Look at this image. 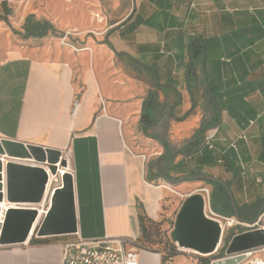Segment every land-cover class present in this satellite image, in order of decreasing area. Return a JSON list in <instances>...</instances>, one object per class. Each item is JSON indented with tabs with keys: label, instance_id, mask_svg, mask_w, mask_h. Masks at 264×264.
Segmentation results:
<instances>
[{
	"label": "crops",
	"instance_id": "crops-1",
	"mask_svg": "<svg viewBox=\"0 0 264 264\" xmlns=\"http://www.w3.org/2000/svg\"><path fill=\"white\" fill-rule=\"evenodd\" d=\"M104 1L47 0L48 15L40 8L43 16L34 17L54 30L30 37L36 43L26 48L0 19V138L67 157L63 168H72L83 238L138 241L139 215L157 220L162 214L169 193L164 185L184 197L169 213L207 190L208 215L212 185L210 191L203 186L201 174L227 183L246 215L240 221L256 220L264 213V0H107L110 11ZM157 86L160 100L168 89L180 93L168 141L182 146L205 120L210 155L193 151L161 164L165 146L146 136L140 123L143 100ZM8 158L0 155L3 212L32 206L6 201ZM51 177L41 218L57 187ZM32 235L37 240L29 242ZM29 236L1 244L0 264H60L59 241L69 236H37L36 230ZM139 264H160V253L140 250Z\"/></svg>",
	"mask_w": 264,
	"mask_h": 264
},
{
	"label": "water",
	"instance_id": "water-1",
	"mask_svg": "<svg viewBox=\"0 0 264 264\" xmlns=\"http://www.w3.org/2000/svg\"><path fill=\"white\" fill-rule=\"evenodd\" d=\"M0 155L33 159L37 162L28 164L8 158L5 164V198L14 203H39L48 181V173L42 164H46L55 174L57 168L54 164L59 160L61 151L0 138ZM1 171L0 162V173ZM199 177L216 180L225 186L234 217L239 220L235 200L227 183L212 175L201 174ZM1 180L0 174V200L4 197ZM29 207L11 208L5 213L4 222L0 227V244L27 241L32 224L37 217V211ZM204 210L205 201L201 194L187 196L177 212L171 235L179 246L212 254L219 243L220 226L216 220L208 217ZM35 230L37 236L64 235L77 231L71 173L68 172L62 176V183L50 196L49 207L39 226L34 227L33 231ZM263 243L262 229L235 233L224 249V256L210 260L209 264H239L246 257V254L241 253L242 251Z\"/></svg>",
	"mask_w": 264,
	"mask_h": 264
},
{
	"label": "trees",
	"instance_id": "trees-1",
	"mask_svg": "<svg viewBox=\"0 0 264 264\" xmlns=\"http://www.w3.org/2000/svg\"><path fill=\"white\" fill-rule=\"evenodd\" d=\"M0 19H6V13L0 16ZM22 29V36L24 38H27L44 36L49 31H53L54 27L48 20L36 19L33 14H28L24 19ZM159 90H161V87L157 86V88L150 90L147 96L144 98L140 123L143 133L146 136L158 139L165 146V152L160 156H165L161 159V164L163 162V165L166 164V166L168 167L175 156L179 154L190 155L193 151H200L202 153V151L205 150L210 155L212 153V150H210L206 146L197 148L203 138L204 130L207 126H209V124L205 120H203L200 127L182 146L176 147L168 141L169 121L171 119H179L174 115V108L180 102V93L174 88L168 89L164 93V98L160 100ZM210 119L211 120L209 122L212 123L213 121H216L217 117L213 116ZM205 181L212 185V190L210 193V206L212 211L225 217H234L233 208L225 186L216 180L206 179ZM236 207L239 217L246 218V215H244L239 210L237 204ZM145 219V216L139 215L141 232H144L146 230ZM36 240L37 239L32 235L29 242H34ZM142 246L144 245L142 244ZM201 264H207V261L204 260V262Z\"/></svg>",
	"mask_w": 264,
	"mask_h": 264
},
{
	"label": "rangeland",
	"instance_id": "rangeland-1",
	"mask_svg": "<svg viewBox=\"0 0 264 264\" xmlns=\"http://www.w3.org/2000/svg\"><path fill=\"white\" fill-rule=\"evenodd\" d=\"M46 7L47 0H7L3 5L2 15L6 13V19H4L5 28L8 30V32L12 33L11 38H18V40L21 42V45L25 48L31 47L33 43H36L30 37L25 39L21 37L22 24H20L19 21L21 18L24 20L28 14H33L36 18L41 16L42 14L39 13L40 8L43 10L44 14L48 15L45 9ZM61 7L63 6L61 5ZM111 8V5L108 4L107 0H105L104 9L110 11ZM148 152H151V150ZM156 156L157 154L155 153L152 155V158ZM70 170L72 171L71 166ZM205 171L207 172V170ZM58 182L54 181L52 184L57 186ZM201 184L207 187L209 191L211 190V185L206 183L204 180L201 181ZM168 192V197H165L161 203L162 214L160 218L157 220H149L146 218V230L141 232L138 241H135V244L141 247L143 244L145 246H143V248L147 251L160 253V264H201L204 262V260H206L207 264H209L211 259L220 257L224 254V249L231 236L244 229L242 225L230 227L226 231L221 246L214 254L198 255L189 251H183L179 248L177 242L172 239L171 235L177 214H171L169 212L172 208H179L184 197L176 195V193L171 191ZM42 218L40 219V222ZM239 264H245V262L243 261Z\"/></svg>",
	"mask_w": 264,
	"mask_h": 264
},
{
	"label": "built area",
	"instance_id": "built-area-1",
	"mask_svg": "<svg viewBox=\"0 0 264 264\" xmlns=\"http://www.w3.org/2000/svg\"><path fill=\"white\" fill-rule=\"evenodd\" d=\"M7 0H0V16L2 15L3 5ZM212 135H204L203 145L209 149L213 148L211 143ZM72 174V171H71ZM204 201L209 200V192L205 190ZM29 205L17 204V207H28ZM205 212V210H204ZM207 215L216 220L220 226L219 243L214 253H216L221 246L226 231L235 225H242L244 229L239 232L262 229L264 232V213L258 216L256 220L250 223L241 222L235 217L224 218L215 214L211 210ZM234 219V222L228 226L227 220ZM223 222V226L220 222ZM39 222L36 224L38 227ZM238 232V233H239ZM69 236L59 241L61 249L60 264H139V252L144 250L143 247L135 244V239L113 238V237H99V238H83L76 231L71 234H64ZM1 245V244H0ZM212 253V254H214ZM246 254L244 262L246 264H264V243L253 248L242 251ZM224 256V254L222 255ZM217 257V258H221ZM212 260V259H211Z\"/></svg>",
	"mask_w": 264,
	"mask_h": 264
},
{
	"label": "bare ground",
	"instance_id": "bare-ground-1",
	"mask_svg": "<svg viewBox=\"0 0 264 264\" xmlns=\"http://www.w3.org/2000/svg\"><path fill=\"white\" fill-rule=\"evenodd\" d=\"M8 157V156H7ZM9 158H13V157H9ZM13 159H20V158H13ZM29 160H33V159H29ZM33 161H35V160H33ZM36 162V161H35ZM37 163V162H36ZM57 164L58 165H60L61 167L59 168V174H60V176L62 175H64L65 173H68V172H65V168H63V167H67V160H66V158L65 157H63L62 155L60 156V158H59V160L54 164L55 165V167L57 168V170H56V173L54 174V173H52L51 171H50V169L48 168V166L46 165V167H45V170L47 171V173H48V181H47V184H48V182H49V176H52L53 177V179L55 180V181H57V179H55L54 178V176L55 175H57V173H58V166H57ZM65 172V173H64ZM70 173V172H69ZM62 176H61V178H60V185H61V183H62ZM51 177V178H52ZM46 184V185H47ZM59 185V186H60ZM58 187V186H57ZM57 187H55V188H57ZM164 188H166V189H168L169 191H171V192H173V193H176V191L173 189V188H171V187H169V186H167V185H164L163 186ZM46 188V187H45ZM55 188L53 189V190H55ZM54 192V191H53ZM53 192H52V194H53ZM52 194H51V196H52ZM44 196V195H43ZM6 199V198H5ZM42 200H43V198H42ZM42 200L39 202V203H26V204H32V206H30L29 208H32V209H34V210H36L37 211V217H36V219L34 220V222H33V224H32V228H31V231H33V229H34V227L36 226V224L39 222V220L41 219V215L39 214V212H41V210H39V206L41 205V203H42ZM3 201V199L2 200H0V203ZM6 201L7 202H10V201H8L7 199H6ZM10 203H14V202H10ZM49 203H50V201H49ZM2 204V203H1ZM1 206V205H0ZM2 208H4V205H2L1 206V208H0V211H1V215H0V227H1V225L3 224V222H4V217H5V213L9 210V209H13V207H8L4 212H3V210H2ZM48 208V207H47ZM47 208H46V211H47ZM3 212V213H2ZM43 215H45V213L43 214ZM2 217V218H1ZM229 223H227L226 225H228V226H230L233 222H234V219H228L227 220ZM30 231V232H31ZM30 234V233H29ZM179 248L181 249V250H183V251H189V252H192V253H194V254H198V255H201V254H207L208 255V253H201V252H196V250H193V249H189V248H186V247H182V246H179Z\"/></svg>",
	"mask_w": 264,
	"mask_h": 264
}]
</instances>
